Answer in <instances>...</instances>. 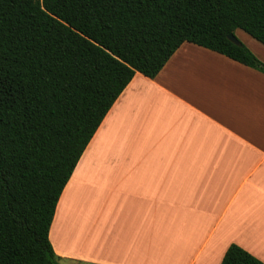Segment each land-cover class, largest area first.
Returning a JSON list of instances; mask_svg holds the SVG:
<instances>
[{
    "label": "crops",
    "instance_id": "crops-1",
    "mask_svg": "<svg viewBox=\"0 0 264 264\" xmlns=\"http://www.w3.org/2000/svg\"><path fill=\"white\" fill-rule=\"evenodd\" d=\"M49 237L63 264H221L232 243L264 261V73L192 42L155 78L136 72Z\"/></svg>",
    "mask_w": 264,
    "mask_h": 264
},
{
    "label": "trees",
    "instance_id": "trees-1",
    "mask_svg": "<svg viewBox=\"0 0 264 264\" xmlns=\"http://www.w3.org/2000/svg\"><path fill=\"white\" fill-rule=\"evenodd\" d=\"M264 0H0V264H63L49 232L80 157L136 72L184 42L264 73ZM221 264H264L236 243Z\"/></svg>",
    "mask_w": 264,
    "mask_h": 264
},
{
    "label": "water",
    "instance_id": "water-1",
    "mask_svg": "<svg viewBox=\"0 0 264 264\" xmlns=\"http://www.w3.org/2000/svg\"><path fill=\"white\" fill-rule=\"evenodd\" d=\"M228 37H229V39H230L232 42H234V43H236V44H240V43H241V41H240V40L235 36V34H233V33L229 34Z\"/></svg>",
    "mask_w": 264,
    "mask_h": 264
},
{
    "label": "rangeland",
    "instance_id": "rangeland-1",
    "mask_svg": "<svg viewBox=\"0 0 264 264\" xmlns=\"http://www.w3.org/2000/svg\"><path fill=\"white\" fill-rule=\"evenodd\" d=\"M237 33H242V34H244V35H246V36H249V34H247L245 31H243V30H241V29H239ZM235 36H236L241 42H243V41L238 37V35H236V33H235Z\"/></svg>",
    "mask_w": 264,
    "mask_h": 264
}]
</instances>
